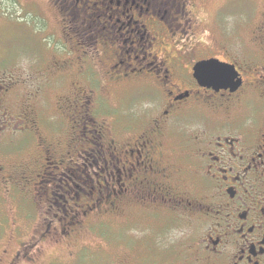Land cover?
Wrapping results in <instances>:
<instances>
[{
	"label": "flooded vegetation",
	"instance_id": "af4514ba",
	"mask_svg": "<svg viewBox=\"0 0 264 264\" xmlns=\"http://www.w3.org/2000/svg\"><path fill=\"white\" fill-rule=\"evenodd\" d=\"M54 5L71 45L54 74L73 87L57 98L50 137L44 112H4L10 84L0 85V147L35 145L37 167L53 169L42 174L52 220L71 239L93 211L111 215L107 228L119 216L134 264H264V20L256 37L207 44L197 0ZM6 170L5 183L31 185L28 161ZM182 218L191 260L174 262L159 234ZM143 220L144 244L127 230Z\"/></svg>",
	"mask_w": 264,
	"mask_h": 264
},
{
	"label": "rangeland",
	"instance_id": "374dc122",
	"mask_svg": "<svg viewBox=\"0 0 264 264\" xmlns=\"http://www.w3.org/2000/svg\"><path fill=\"white\" fill-rule=\"evenodd\" d=\"M197 6L201 38L207 44L228 40L240 42L247 36L259 35L264 20V0H197ZM61 24L54 0L1 2L0 85L10 84V89H5L4 112L8 116H16L30 108L34 112H44L46 124L43 130L49 137L57 124L50 117L55 113L57 98L73 87L71 79L63 81L54 74L53 63L65 52L64 47L70 51L71 46L61 34ZM103 98L99 100L101 104ZM118 99L121 101V96ZM120 106L124 107V104ZM4 134V142L14 136ZM25 143L21 145L20 141L12 151L0 147V167L24 166L28 161L32 169V183L25 187L5 183L8 171L6 174L0 171V264H115L119 256L121 261L134 264L132 249L125 253V233H122L124 230L121 232L123 224L119 216L114 217L113 224L116 225L107 228L105 223L111 215L102 210L93 211L71 231H75V234L71 233L72 238L67 237L58 220H52L53 213H48L47 199L55 200L51 197L49 177L42 174L53 169L45 170L43 165L39 169L37 160L40 157H37L35 145ZM58 194L61 192L56 189L55 195ZM48 224L51 226L49 232L46 230ZM146 227V220H143L133 223L127 230L140 229L132 232V238L138 240L141 237L140 243L144 244ZM107 233L111 236L109 240ZM162 235L159 234V243L164 238L163 245L178 254L172 260L178 259L179 254L187 255L191 260V255L186 253L190 234L185 218L172 223ZM131 247H136V243L133 242Z\"/></svg>",
	"mask_w": 264,
	"mask_h": 264
},
{
	"label": "trees",
	"instance_id": "16d2710c",
	"mask_svg": "<svg viewBox=\"0 0 264 264\" xmlns=\"http://www.w3.org/2000/svg\"><path fill=\"white\" fill-rule=\"evenodd\" d=\"M5 1H7V2H11V1H13V0H5ZM1 2H3V0H0V5H1ZM1 14L4 15V13H1ZM5 16H7V14H6Z\"/></svg>",
	"mask_w": 264,
	"mask_h": 264
}]
</instances>
